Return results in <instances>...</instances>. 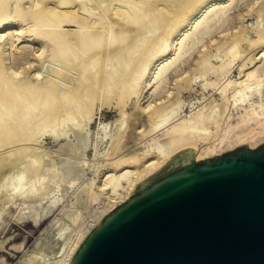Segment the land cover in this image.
Listing matches in <instances>:
<instances>
[{"label":"bare ground","instance_id":"bare-ground-1","mask_svg":"<svg viewBox=\"0 0 264 264\" xmlns=\"http://www.w3.org/2000/svg\"><path fill=\"white\" fill-rule=\"evenodd\" d=\"M246 1L0 0V219L13 207V222L38 225L64 205L74 185L77 205L88 210H76L73 197L63 211L70 228L55 233L60 219L53 218L16 264H68L103 215L188 146L199 160L264 141V0L247 1L257 17L254 36L239 20L242 13L220 39L205 42ZM196 49L194 61L181 66ZM199 77L201 89L210 86L218 97L181 114L182 92ZM109 106L118 117L99 122L102 136L91 146L93 159L105 161L96 176L77 184L89 161L88 128ZM46 136L57 146H45ZM64 154L81 162L57 167ZM46 253L54 260L46 263L52 258Z\"/></svg>","mask_w":264,"mask_h":264},{"label":"water","instance_id":"water-1","mask_svg":"<svg viewBox=\"0 0 264 264\" xmlns=\"http://www.w3.org/2000/svg\"><path fill=\"white\" fill-rule=\"evenodd\" d=\"M68 264H264V141L186 147L103 215Z\"/></svg>","mask_w":264,"mask_h":264},{"label":"rangeland","instance_id":"rangeland-1","mask_svg":"<svg viewBox=\"0 0 264 264\" xmlns=\"http://www.w3.org/2000/svg\"><path fill=\"white\" fill-rule=\"evenodd\" d=\"M247 1L245 3L242 2V4H240V2L239 3L237 2L235 4V7L232 10L233 13H231V15H230L231 17L228 20V22L226 23V25L228 24L227 26H225L226 28L222 27V29L219 28L218 30L214 31L211 34V36L209 37L210 39H208V38L205 39V42L207 44L210 43L211 39H220L222 37L221 33H224L225 29H226V31H227V29L231 30L234 26L237 25L239 20H241L242 24L245 26L246 30L248 31V35L249 36H254V26L256 25L257 17H256V14L254 12H251V13L247 12ZM244 12H246L247 15ZM242 13H243V15H242L243 17L241 19L237 18V17H239V14H242ZM237 19H239V20H237ZM219 35H220V37H218ZM199 48H200V46L197 49H199ZM197 49L193 51V53L187 58V60L184 61V63H182L181 66L186 68V67H188V65H190L192 63V61H194V58H195L196 54L198 53ZM209 72H210V74H214L212 68H209ZM237 73H238V69L235 66V68H233V71H232V76H236ZM170 79H173L172 74L170 75ZM170 79L166 83V87H170V85H171V87L173 86V84H171V83H173V80L170 81ZM201 82L202 81L200 80V77L197 78L196 82L194 83V86H193L194 89L193 90H191V91H183L182 92V98L184 100V105L182 107L181 114L189 112L192 108H194L196 106L197 107L201 106L202 104L205 103L204 102V101H206L205 99L208 98L207 100H209L211 98V96L215 97V98L218 97L217 93L211 95L212 89H211L210 86H208V87H206L205 89L202 90L201 86H200ZM146 99H147V97L144 98V100H142V102H144L143 103L144 105L146 104V102H145ZM150 99L151 98H149V100ZM129 106H130V104L127 106L128 111H130V107ZM117 117H118L117 109H115L114 106L103 107L102 110L96 114L95 119L91 122V124H90V126L88 128L89 132L87 131L88 132V136H87V148H86V151H87L86 152V157L88 158L87 161L88 160L89 161L87 163H85V165H83L84 169H83V171H80L82 174L79 171H77V173L81 174V176H78L79 174H77V173H72L71 172L72 174H77L76 176L79 177V179L77 178V184H78V182L79 183L86 182L88 180V178L90 179L91 177L96 176V173L98 172L97 168L100 166V164L102 162L105 161L104 159H102L103 157L101 155H98V156H96L95 159H93V154H92L93 153V148L92 147L95 144L94 142L97 141V138H99L98 136H100V137L102 136L100 134L101 132L98 133L99 122L100 121H102V122H105V121L106 122H108V121L111 122ZM96 134H98V135H96ZM71 135H73V133H70V139L72 140V142L76 141L75 138H74L75 136L74 135L71 136ZM102 140L98 142L99 143L98 144V149L100 150V152L104 151L107 148V144H108V141H109L108 139H105V138L102 139ZM45 146L50 147V148H54V147L57 146V142L53 141L49 136H46L45 137ZM77 158L78 157L73 156L72 154H64L62 156H58L57 159H56V161L58 162L57 167L60 166L62 163H64L65 164V169H66L67 166H69V168H68V170H69L71 168V166H73V165H75L77 163L79 164L81 162V160H79V159H81V157H79L78 159ZM98 162H99V165H98ZM93 170H95V171L97 170L96 173ZM65 175L66 176L67 175L71 176V174H68V173H65ZM89 175H91V177ZM82 180H84V181H82ZM74 188H75V190H74ZM76 188H77L76 185H74L70 189H68L67 190V194L65 195L66 196L65 197V201H63L64 205L62 204L61 206H59L58 210H57V208L56 209L53 208L52 211L50 212V216L42 218L38 225H35L33 223V221L29 220V219L25 220V221H22V222H13L12 216L14 214L15 209L13 207H10L8 210H6L5 213H3V215L1 216V219H0V241L4 242L3 248L0 250V260L5 261L7 264H16L19 261V259L23 256V254H24L23 251L29 250L28 248L31 249V247L34 246L33 243L34 242L36 243L38 240H40L39 238L41 237V233L40 232H41L42 228L47 226V224H49L50 221L53 218H55V217L59 218L60 220L59 219L58 220L61 221L60 224H58L59 221L57 222V224H56L57 226H55L53 228L54 230L52 229L53 231H55V233L58 232L59 229L63 228V226H66V224H68V225L66 227H64L63 230H66V229L70 228L71 223L69 222L68 219H66L67 215L64 214V212L67 214V212L69 211V210L67 212L65 211L66 209L69 208L68 207L69 203H67V202L74 201L75 198H76V200H77V201L75 200L76 201L75 205L77 206L76 210L79 209L78 208V206H79L81 208L79 210H82L81 212L83 214L87 213L88 210H86V208H85V206L83 204H78L77 205V203L80 202V197L75 193ZM73 197H74V200H73ZM78 197H79V199H78ZM91 205H92V203L90 204L89 209L93 207V205H92V207H91ZM62 206H65L67 208H65V207L62 208ZM74 207L72 208V210H75ZM35 208H37V206H33V209H35ZM72 210H70V211H72ZM58 212H59V214H58ZM58 215H60V216H58ZM61 215H63V216H61ZM64 215L66 217H64ZM69 223H70V225H69ZM57 227H58V229H57ZM55 229H57V230H55ZM55 233H54V236H55ZM18 246H20V247H18ZM50 254L51 253H49V254L46 253L45 255H48V256H45V255L44 256L47 258V257H50L49 256ZM52 255H54V254L53 253L51 254L52 258H48V261L45 259L46 263H49V262L54 260V258H55L54 256L55 255L54 256H52ZM49 259H50V261H49Z\"/></svg>","mask_w":264,"mask_h":264}]
</instances>
